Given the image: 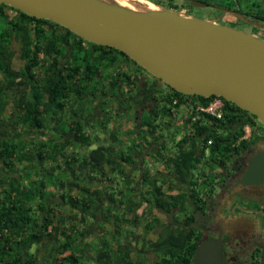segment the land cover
Returning a JSON list of instances; mask_svg holds the SVG:
<instances>
[{"label":"trees","instance_id":"trees-1","mask_svg":"<svg viewBox=\"0 0 264 264\" xmlns=\"http://www.w3.org/2000/svg\"><path fill=\"white\" fill-rule=\"evenodd\" d=\"M151 1L178 10L176 5ZM211 1L228 10L237 11L235 8L239 7L238 0ZM6 9L14 11L13 15ZM255 18L264 21V12ZM13 41L20 42L19 58L23 61L20 68L12 66ZM65 49H69V55L63 57ZM41 54L52 58V67L46 66ZM123 60L144 69L114 47L87 41L56 22L35 18L0 3V264H75L82 255L86 257L88 247L94 251L96 264H192L203 233L191 224L207 208L215 187L210 171L198 169L193 177L191 170L195 164L205 162L209 167L217 164L226 168L229 154L248 143L242 137L243 126L246 123L254 126L252 119L256 117L221 97L223 118L206 116L204 123L203 119L193 122L180 140L173 137L176 150L172 152H168L170 148L162 143L160 149L167 151L162 153L168 167L165 173L182 185L183 192L162 193L161 187L154 182L144 191L147 197H153L143 199L147 205L167 215L179 206L185 218L183 226L159 224L156 217L147 223L146 229L152 230L155 238L148 240L146 246L156 251L157 260H142L141 254L132 257V247L120 243L116 234L110 237L113 247L103 237L102 241L88 240L87 234L94 226L95 219L91 217L95 209L107 199L104 212L100 207L101 219H112L116 230L122 223L121 209L127 191L132 193L140 185L123 186L124 182H120L115 174H127L117 160L128 163L133 159L132 154L120 146L116 148L121 128L115 124L109 126L112 121L109 110L101 107L103 114L97 121V130H107L109 142L100 143L81 156L76 150L69 149L74 145L88 146L90 137H97L95 131L92 134L88 131L95 128L93 125L87 128L88 121L94 117L98 106L108 103L103 97L106 99L112 90L119 92L124 102L135 98L139 84L119 67ZM163 84L166 92L151 97L155 109L152 106L143 110L139 116L140 126L134 125L130 129L132 151L160 140L162 133L157 129L171 123L175 109L184 102L189 103L190 112H193L195 104L206 105L215 97L187 95ZM127 112L126 107L122 113L117 112L118 119L114 123L120 124L119 119ZM158 116L167 121L157 122ZM146 134L152 139L147 140ZM208 139L212 143L205 155ZM71 169L72 173L69 172ZM110 172H113L112 176H109ZM135 201L140 205L142 199ZM64 206H68L69 215L62 210ZM128 221L135 224L137 218ZM57 224L63 227L64 241L56 245L55 251L68 253L60 257L52 253L43 263H37L35 253L29 251L31 243L42 240V236L49 234ZM78 241H84L81 247H78ZM45 250L50 253L49 248Z\"/></svg>","mask_w":264,"mask_h":264},{"label":"water","instance_id":"water-1","mask_svg":"<svg viewBox=\"0 0 264 264\" xmlns=\"http://www.w3.org/2000/svg\"><path fill=\"white\" fill-rule=\"evenodd\" d=\"M49 19L83 39L114 47L151 75L187 95L220 96L264 125V38L206 18L158 7L135 9L113 0H0ZM193 6L207 3L190 0ZM264 26V24H263ZM253 159L243 183L264 178ZM221 238L202 240L193 264H222Z\"/></svg>","mask_w":264,"mask_h":264},{"label":"rangeland","instance_id":"rangeland-1","mask_svg":"<svg viewBox=\"0 0 264 264\" xmlns=\"http://www.w3.org/2000/svg\"><path fill=\"white\" fill-rule=\"evenodd\" d=\"M117 3H120L122 5H125L127 7H131V8H135V9H145V8H151V7H145L142 5V3L140 1L142 0H113ZM149 2H151V4L154 5V7L152 8H157L158 7H163L161 5H158L156 3H154L151 0H147ZM163 5H168V4H173L176 5L178 10V12L184 14V15H188V16H196V17H202V18H206L209 19L211 21H215L218 23H222V24H226L232 27H236L238 29L241 30H245L247 32H250L256 36L259 37H263L264 38V21H260L259 19L255 18V16L258 14H260L261 12H264V0H238L239 3V7H236L235 9L237 11H233V10H228L225 9L223 7H217L216 5H213V1L211 0H199L202 2L207 3L206 6L204 7H200V6H191L190 4V0H161ZM224 1V0H223ZM137 3V4H136ZM220 4V3H219ZM156 5V6H155ZM223 6V5H221ZM167 8V7H165ZM7 13L10 15H13L14 11L12 10H8L6 9ZM20 43V42H19ZM18 42L13 41L11 44V47L13 50H15V56L13 58L12 61V66L14 68H20L23 64V61L19 58V50H20V44ZM69 55V49H65L64 50V56ZM42 58H45V64L46 66H50L52 67V58L51 57H47L45 54H41ZM62 57V58H63ZM121 69L124 70V72H127L130 76H133L136 81L138 82V80H141L142 75H143V70L138 68L136 65H134L131 61L129 60H123L120 63L119 66ZM143 83L146 84L145 79L143 78ZM160 87H161V91L166 92L167 88L165 87L164 84H162V82H160ZM144 89L138 88L135 98L133 99V101L130 102H124L121 98V96L119 95L120 93H113L112 90V97L111 95H108V97H103V101L106 100L108 103L106 105H100L97 107V110H95L94 112V117H92L91 119H89V126L87 128H90L91 125L95 126V128L93 130H88L91 131H95V133L97 134V137H93V135L90 137V144L88 146L82 147L79 145H74V146H69V149L71 150H76L77 154L79 156L85 154L88 152L89 148H91V146H97L98 144H106L107 142L110 141V137L109 134L107 132V130L101 131V130H97V121L99 119V117H101V115L103 114V110L101 109V107L105 108L106 110L110 111V117L112 119V121L110 122L109 126L112 125H120L121 130L119 131V135H118V141H116V146H121L122 144L124 146H128V148H130V145H132L133 143V138L131 137V130L134 125L135 126H140L139 125V116L141 115V113L143 112V110H148L150 109L152 106H154L155 109V105L151 99L148 98L146 90L143 91ZM158 92V91H157ZM134 91L131 92V94H133ZM157 96H160L159 94ZM98 102V100H97ZM122 104V105H121ZM129 104V106H128ZM128 109L129 112L123 114V117L120 120V124L119 123H114L116 122L115 119H118V117L115 115L117 112L122 113L125 110ZM9 111H6V114H8ZM190 108H189V103L184 102L183 105H181L179 108L177 107L175 109V113L174 115L171 117V123L169 122L168 124L164 125L166 127H159L157 129V131L162 133V140L158 139V141H156V143L154 145H150L148 146V148H152V149H156L158 147H160L162 145V143H164L163 145H166L167 148H170V151L172 152V150L174 149L173 146L176 145V141L180 140L182 135L184 134V132L189 131V122H190ZM159 120V121H158ZM188 120V121H187ZM204 120V121H203ZM202 120V122H206V118H204ZM167 121V118H160L159 116L157 117V122H162L163 123ZM248 124H245L244 126H247ZM128 129V130H126ZM189 129V130H188ZM248 129V128H247ZM175 135V136H174ZM32 135H29V137H31ZM146 139L147 140H151L152 136L149 134H146ZM176 140H174L173 139ZM173 139V140H172ZM121 144V145H120ZM188 146V145H187ZM176 150V148L174 149ZM128 151V150H127ZM154 151V150H152ZM138 152H140V149H138ZM162 153L164 152H150L149 153V157H147V160L145 161H141L139 168H134L135 166V162L133 164V166L131 168L133 169H128L129 174L131 172V175H133L135 172L134 169H136V171H138V176L135 179L134 176H131L130 178H125L124 179V184L123 186H127L129 187H135L138 185V183L140 185L137 186L138 189L134 190V192H129L127 191L126 196L124 198V204L122 205V209H121V222H122V226L125 227V229H121V230H114V226L111 224L110 231H109V236L108 238L113 241L112 238H110L113 234L116 236V238L118 240H121L124 244H126V246L129 247H133L132 251L135 249V252L133 251L132 253V257L135 258L136 255H138L139 253H141V248L136 244V238L137 236H139L140 240L142 237H144V239H152L154 240L155 235L153 233L152 230H148L146 229V225L147 223L153 222L154 217L158 218V222L159 224L162 223H170L172 222L173 224L177 225V226H183V219L185 218V214L181 211L177 210V207L173 210L172 209V213L171 215H167L162 213L161 211H159L156 208H153L149 205L146 204V202L144 201L143 198L147 197V194H145V190L151 188L152 183H156V185L161 187V191L162 193L165 194H176L178 192L177 189V183L175 180H173L171 178L170 175H167L165 173L166 169L168 168L167 166H165L163 159H162ZM165 153H167V151H165ZM137 160V159H136ZM228 160L226 161L227 165H228ZM124 164H121L120 166L122 168L124 167H128V164H125L126 162H122ZM212 164V163H210ZM168 165V164H167ZM226 165V167H227ZM165 166V167H164ZM170 166V164L168 165ZM195 166H198L197 169H193ZM194 167L191 170V173L193 171V177H195V174L197 172L198 169H204L206 172L210 171V174L213 175V177L215 178V176L218 174V168L219 166L217 164H213L211 167H209L208 163H202V164H195ZM170 168V167H169ZM211 168V169H209ZM143 169H145V171L143 172ZM126 172V173H127ZM13 173V172H12ZM144 173V174H143ZM16 174L17 173H13ZM85 174V171H84ZM136 174V173H135ZM145 179H142L144 176ZM143 176V177H142ZM171 178V179H168ZM128 180V181H126ZM214 180V179H213ZM126 181V182H125ZM129 182V184H127ZM90 188H93V186H90ZM51 189V188H49ZM153 195H149L147 197V199L152 198ZM127 199V200H126ZM128 199H130L131 201H129ZM142 199V202L139 204H136L138 202H136L135 200H139ZM215 200V199H214ZM52 204V203H51ZM127 205V206H126ZM151 212V213H150ZM152 214V215H150ZM134 217L137 218V222L135 224H132L131 221L128 220H132ZM205 217L204 216H198L197 220H195L194 222H192L191 225L194 226H198L199 227V223L200 221H202ZM113 222V220H109V223ZM117 231V232H116ZM153 237V238H152ZM38 241L37 240V244H35V242L31 243L30 247H29V251H32L35 253V255H38L39 257L41 256L39 253L41 251V254H43V258L42 261L47 260L48 256H51L52 253H56V249H49L50 253H47L45 251V253H43V251L40 249L41 247L38 245ZM40 243V242H39ZM56 248V247H55ZM48 250V249H47ZM143 250H146V258H148L149 260H157L158 259V255L156 253V251H154V249H152V247H146L143 248ZM58 254V253H56ZM47 255V257H46ZM143 254H141L142 256ZM148 256V257H147Z\"/></svg>","mask_w":264,"mask_h":264},{"label":"flooded vegetation","instance_id":"flooded-vegetation-1","mask_svg":"<svg viewBox=\"0 0 264 264\" xmlns=\"http://www.w3.org/2000/svg\"><path fill=\"white\" fill-rule=\"evenodd\" d=\"M142 70L139 88L146 90L151 99L152 95L160 93L161 81ZM252 120L255 125L248 124L246 133L243 126L242 137L248 143L229 154L226 168L219 166L213 182V197L200 213L205 218L199 223L203 236L198 244L204 239L220 236L222 264H264V178L259 182H242L253 159L264 161V125L257 118ZM177 186L178 193L183 192L182 185Z\"/></svg>","mask_w":264,"mask_h":264},{"label":"crops","instance_id":"crops-1","mask_svg":"<svg viewBox=\"0 0 264 264\" xmlns=\"http://www.w3.org/2000/svg\"><path fill=\"white\" fill-rule=\"evenodd\" d=\"M148 146H146V147L143 146V147H139V148L138 147H135L133 151L131 150V148H128V146H124L123 144L120 146V149H124L127 153L132 154V159H133V161L131 160L130 162L125 163V164H128V167L127 168L126 167L122 168L124 170V172L129 171L128 169H130L133 166L134 162H135V166H136L134 168H136V169L139 168L138 165H140V164H138V163H140L141 161L147 160V157H149V153L150 152H152V153H154V152H157V153L165 152L164 150L160 149V147H158L156 149H152V148H148ZM95 147L96 146H91V148H89V150L90 149H93ZM116 148H118V147L116 146ZM138 149H140L141 151L137 153V150ZM152 150H154V151H152ZM167 151L169 152L170 149H168ZM117 161H118L117 163H119L120 165L121 164H124L120 160H117ZM131 169H133V168H131ZM136 169H134V171H132V172H135L136 173V174L134 173L133 175H131V172H130V174H129V172H127L126 175H121L120 173L118 174L117 172L116 173L114 172V173L118 176V180H121L120 182H123L125 178H130L131 176H134L135 179H136L137 176L139 175L138 174V171H136ZM72 171L73 170L71 169L69 172L72 173ZM144 171H145V169H143V172ZM112 174H113V172H110L109 173V176H112ZM104 196L105 195H103V199L105 198ZM100 207H103L102 209H103V212H104L105 208L107 207V199H105L102 202V205L101 206L99 205V207H97V209H95V213L92 214L93 218L91 217V219H95V221H93L94 226H93V228H91L89 230V233L87 234L89 237H87V238H88V240H92V241L95 242L96 239L102 241L101 238L103 237L104 240H109L110 246L113 247L114 246L112 244L113 241H111L108 238L109 231H110V228L109 227L111 226V224L113 225V222L109 223V221H104V219H101L102 218V215H101L102 209H100ZM62 210L65 212V215L66 214L69 215V208H68V206L62 207ZM73 212H76V211H73ZM97 218H98V220H97ZM99 218L101 220H99ZM109 220H111V219H109ZM87 221L91 222L90 219L89 220L87 219ZM77 225H78V223H77ZM61 228L63 229L62 225L57 224V227L55 229L51 230L49 234L43 235L42 236V240H39L38 241V245L41 247L40 249L43 251V253H45V251H46L45 248H49L50 250L51 249H55L56 245L59 242L64 241V237L61 234V232H62V229ZM113 228L115 230V227H113ZM116 229L121 230V229H125V227H123L122 226V223H121V225L118 228H116ZM48 230H50V228H48ZM148 240H152V239H149V238L148 239L147 238L144 239V237H142L141 240H140L139 236H137V238H136L135 241H136V244L141 248V253H139V254H143L141 256L142 257V260H146L148 262H152V260H149L148 258H146V255H145L146 250L145 251L143 250V248H146L147 247L146 246L147 245L146 243L149 242ZM119 242L122 243L121 240H119ZM83 243H84V241H78L77 242L78 247H81L83 245ZM35 244H37V242H35ZM88 248H89V251H88V253H86V257H84V255H82L75 264H96L95 261H94V259H93V257H94V251L92 250L91 247H88ZM133 251L135 252V249ZM66 253H68V251H65L64 253H61V254L58 253L57 256L60 257L61 255H64ZM39 254L41 256L39 257L38 255H36L35 260H36L37 263H43L44 261H42V258H43L44 255L41 254V251H40ZM46 257H47V255H46Z\"/></svg>","mask_w":264,"mask_h":264},{"label":"built area","instance_id":"built-area-1","mask_svg":"<svg viewBox=\"0 0 264 264\" xmlns=\"http://www.w3.org/2000/svg\"><path fill=\"white\" fill-rule=\"evenodd\" d=\"M176 100H174L175 102ZM223 108H224V101L220 96H215L209 103L206 105L197 103L193 106V112H190V122L189 126L198 120H202L204 118H208L206 116L212 117L214 119H221L223 118ZM249 126H244L245 133L248 130ZM212 143L211 139H208L205 144L204 154L208 155L209 145Z\"/></svg>","mask_w":264,"mask_h":264},{"label":"bare ground","instance_id":"bare-ground-1","mask_svg":"<svg viewBox=\"0 0 264 264\" xmlns=\"http://www.w3.org/2000/svg\"><path fill=\"white\" fill-rule=\"evenodd\" d=\"M141 3H142V5L143 6H145V7H154V5L153 4H151V2H149V1H147V0H142V1H140ZM137 4V3H136ZM153 9H155V8H153ZM256 162H258V161H256ZM258 163H260V162H258Z\"/></svg>","mask_w":264,"mask_h":264}]
</instances>
